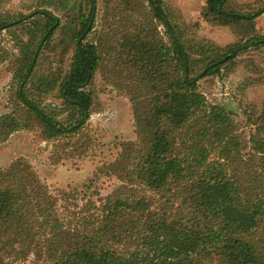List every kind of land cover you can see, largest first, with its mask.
I'll return each instance as SVG.
<instances>
[{
  "label": "trees",
  "instance_id": "1",
  "mask_svg": "<svg viewBox=\"0 0 264 264\" xmlns=\"http://www.w3.org/2000/svg\"><path fill=\"white\" fill-rule=\"evenodd\" d=\"M56 1L63 4L44 3ZM88 1L93 11L95 0ZM229 1L204 2V20L241 37L220 48L188 39L163 0H102L96 42H83L90 15H79L67 71L60 60L56 72L37 77L57 19L48 11L25 21L0 17V32L38 17L29 40L15 44L16 98L25 111L0 115V144L35 121L44 141L83 149L77 137L98 106L97 75L127 94L138 138L108 165L120 162L122 184L107 197L91 191L93 181L79 192L51 190L23 160L0 170V264H264V102L247 115L245 141L234 115L198 88L244 53L264 51L254 27L264 5ZM7 58L0 47V63ZM54 91L60 110L30 96ZM104 169L98 174L108 175Z\"/></svg>",
  "mask_w": 264,
  "mask_h": 264
},
{
  "label": "rangeland",
  "instance_id": "2",
  "mask_svg": "<svg viewBox=\"0 0 264 264\" xmlns=\"http://www.w3.org/2000/svg\"><path fill=\"white\" fill-rule=\"evenodd\" d=\"M184 1L190 4L186 3L184 6ZM184 1L163 0V4L171 24L180 27L188 39L197 42L207 41L220 48L241 39L233 27L218 26L204 20L205 7L202 10L200 7L203 4L202 0ZM44 2L46 0H0V17L23 16L25 21L32 13L48 11L57 19L58 29L54 31L41 52L34 70L36 77L56 72L60 60L63 62V72L67 71L74 51V44L69 41L68 35H71V31L79 30L77 22L79 15H90L88 23L90 31L83 40L84 43L96 42L102 21V0H95L93 11L88 0H61L62 5L59 1H56L55 5ZM229 2L231 5L242 4L247 7L253 4L251 10L264 5V0ZM33 19L31 17L27 19L29 21L25 27L20 25L0 32V47L8 52L7 60L0 63V115L13 114L19 117L20 114H24L25 109L16 98L14 73L20 52L15 44L18 40L24 42L29 40L32 33L30 22ZM254 27L256 34L264 36V15L254 21ZM159 31L164 34L161 26ZM245 61L248 63H243ZM198 88L209 104L222 106L234 115L238 133L246 141L249 132V126L246 124L247 115L259 112L264 102V51L244 53L236 63L227 65L218 75L201 80ZM93 89L98 106L91 112L77 137L80 143H86L83 149L76 151V147L67 142L44 141L42 129L32 121L28 129L13 133L0 144V170L6 169L11 163L23 160L51 190L75 189L79 192L83 190L84 185L93 181L91 191H97L101 197L114 195L122 184L121 166L119 162L110 170L111 167L108 169V165L118 161L122 144H136L138 138L127 94L116 91L99 75L95 77ZM33 95L31 93L30 96L41 106L60 110L61 102L57 99L56 91L42 98ZM59 119L64 122L66 115ZM52 158L58 161L51 163ZM102 167H105L103 173H109L108 175L98 174L97 171Z\"/></svg>",
  "mask_w": 264,
  "mask_h": 264
},
{
  "label": "crops",
  "instance_id": "3",
  "mask_svg": "<svg viewBox=\"0 0 264 264\" xmlns=\"http://www.w3.org/2000/svg\"><path fill=\"white\" fill-rule=\"evenodd\" d=\"M183 1H184V0H183ZM184 2H185V3H184V6H185V4H186V3H189V2H186V1H184ZM204 2H205V0H202V3H203V4H202V5H200V7H201V10H202V9H204V5H205V3H204ZM182 3H183V2H181V1H180V4H181V5H183ZM189 4H190V3H189Z\"/></svg>",
  "mask_w": 264,
  "mask_h": 264
}]
</instances>
